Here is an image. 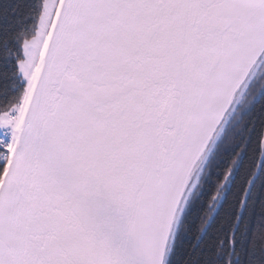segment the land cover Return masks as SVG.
Listing matches in <instances>:
<instances>
[{"label":"snow or ice","instance_id":"snow-or-ice-1","mask_svg":"<svg viewBox=\"0 0 264 264\" xmlns=\"http://www.w3.org/2000/svg\"><path fill=\"white\" fill-rule=\"evenodd\" d=\"M0 264H264V0H0Z\"/></svg>","mask_w":264,"mask_h":264}]
</instances>
